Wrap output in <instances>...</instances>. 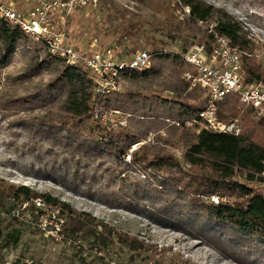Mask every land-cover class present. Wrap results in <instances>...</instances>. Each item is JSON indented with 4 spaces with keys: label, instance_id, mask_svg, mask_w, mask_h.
<instances>
[{
    "label": "rangeland",
    "instance_id": "rangeland-1",
    "mask_svg": "<svg viewBox=\"0 0 264 264\" xmlns=\"http://www.w3.org/2000/svg\"><path fill=\"white\" fill-rule=\"evenodd\" d=\"M1 1L22 11L35 6L33 0ZM201 1L242 23L257 46L255 59L264 68V0ZM186 15L189 11L177 9L175 0H100L96 8L54 14V30L64 32L79 51H95L97 41L98 48L112 49L124 59L140 51L153 55L146 78L121 77L117 92L97 98L90 120L83 124L70 122L60 111L68 93L65 82L58 80L64 63L49 57L41 43L26 37L9 64L0 68V180L51 195L145 245L130 250L116 238L96 240L91 231L75 235L76 240L63 234L59 240L0 214L2 260L17 264H264L263 242L229 226L212 225L194 211L185 195L163 186L160 177L128 166L129 157L117 161L98 147L101 156L96 159L73 145L96 137L92 129L97 121L116 133L134 135L141 143L132 151L145 145L153 156L171 155L182 161L186 134L194 132V127L183 129L174 123L188 121L194 112L205 109L207 96L201 89L185 86L183 74L189 68L178 57L205 45L201 43L207 41L218 18L187 28L181 24ZM251 120L260 121L254 116ZM221 123H234L242 132L241 119ZM71 127L76 140L62 132ZM199 127L205 128L201 123ZM232 181L264 197L263 182H251L245 174ZM123 191L140 193L138 205ZM214 199L227 204L236 200L213 197L205 201L215 204ZM50 209L48 221L64 224L59 211Z\"/></svg>",
    "mask_w": 264,
    "mask_h": 264
},
{
    "label": "trees",
    "instance_id": "trees-1",
    "mask_svg": "<svg viewBox=\"0 0 264 264\" xmlns=\"http://www.w3.org/2000/svg\"><path fill=\"white\" fill-rule=\"evenodd\" d=\"M175 5L177 9L189 11V15H186L181 23L187 28H193L199 23H207L218 15L214 22V30L227 38L231 46L238 48L245 56L243 60L245 84H264V68L258 65L254 54L257 46L240 21L201 0H175ZM24 39L26 36L18 27L0 19V68L9 64ZM201 44H205L207 51L210 52L213 45L212 35L209 34L207 41ZM42 45L46 50L45 45ZM48 56L64 63L58 71V80L65 82L68 93L60 111L69 117L72 123L83 124L89 121L97 100L94 95V79L89 72L68 66L65 60L54 58L49 54ZM150 72L151 70L142 74L133 72L124 75L128 77L129 74H133L131 78L134 79L146 78ZM185 86L189 88L186 83ZM99 103H102V100ZM203 111L204 109L194 112L192 115L194 117L188 120L193 121L194 132L188 131L186 134L182 161L171 155L153 156L145 145L132 151L134 146L141 143L134 135L127 131L116 133L97 121L92 129L97 136L73 145L85 156L96 159L101 156L98 147H102L105 153L107 152L117 161L124 162L126 157H129L128 166L150 171L153 176L160 177L163 186H169L177 195H185L194 211L208 218L212 225L229 226L240 234L264 243V197L257 194L254 189L232 181L235 177L245 174L251 182H264L262 178L264 119L254 123L251 120L252 116L255 117L253 109L243 106L237 95H228L217 103L216 117L219 122L241 119L243 126L239 135L206 128L199 130V123H203L199 114ZM186 122L183 121L180 128L186 129ZM72 129L74 128L63 129L62 132L69 134V140H76L78 135ZM104 163L105 161L102 162ZM198 171L201 172L200 175H197ZM123 193L136 205L141 200L140 193L135 191L132 195L127 191ZM213 197H230L239 200L229 204L220 201L219 204H210L205 201V199L210 201ZM37 200H42L48 207L59 211L60 216L65 220L62 234L69 235L75 240L77 239L75 235H83L91 231L96 240H100V236L116 238L120 244L130 250L145 246L138 239L119 233L115 228L98 221L90 214L78 212L69 204L51 195L38 193L27 186L8 185L0 180V211L7 212L16 207L15 204L33 205ZM12 220L20 223L18 220Z\"/></svg>",
    "mask_w": 264,
    "mask_h": 264
},
{
    "label": "built area",
    "instance_id": "built-area-1",
    "mask_svg": "<svg viewBox=\"0 0 264 264\" xmlns=\"http://www.w3.org/2000/svg\"><path fill=\"white\" fill-rule=\"evenodd\" d=\"M33 1L35 6L22 11L0 0V19L18 27L26 37L44 44L52 57L65 60L70 67L86 68L93 75L94 95L97 98L102 99L117 92L124 74L152 69L153 55L147 51L137 52L129 59H124L112 49L98 48L97 41L95 51H79L64 32L54 30V14L69 15L78 9L96 8L100 0ZM209 34L213 38L210 52L205 45H201L193 47L183 57H178L189 68L183 74V79L190 89H201L207 96V107L199 114L202 125L206 129L239 135V128L234 123H221L217 120V103L228 95H237L243 106L253 109L257 119H264V84H245L243 53L231 46L229 40L219 35L214 27L209 29ZM181 123L174 124L181 127ZM192 125L193 121L186 122L187 127ZM262 178L264 179V174ZM213 201L219 204L218 199ZM0 214L20 223H27L55 239L63 238V221L60 225H52V221H48L51 209L42 200L34 201L33 205H19L7 212L0 211ZM0 264L17 263L4 261L0 256Z\"/></svg>",
    "mask_w": 264,
    "mask_h": 264
}]
</instances>
